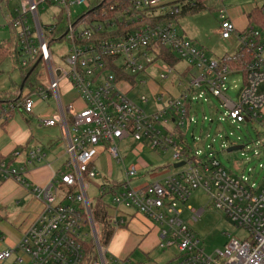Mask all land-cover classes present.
<instances>
[{"label":"built area","instance_id":"built-area-1","mask_svg":"<svg viewBox=\"0 0 264 264\" xmlns=\"http://www.w3.org/2000/svg\"><path fill=\"white\" fill-rule=\"evenodd\" d=\"M14 1V14L5 25L15 36L18 65L22 69H35L37 65L47 69L48 80L35 95L39 101L53 95L59 115L38 121L44 127L57 122L66 127L64 112L71 117L73 135L65 151L70 158L66 167L72 172L61 173L57 181L45 187L31 189L41 210L15 248L0 252V263L18 251L27 260L19 258L17 264H124L106 259L87 191L89 182L99 177L94 166L98 146L111 160L123 164L118 143L132 138L152 151L170 150L175 164L183 165L176 169L172 166V174L150 184L137 183L136 165H122L121 183H104L96 188L99 202L110 196L113 211L133 210L156 224L157 247L172 251L170 264H264V178L249 183L227 173L216 160L200 159L198 152L182 146L184 136L180 133L194 123L196 105L207 102L208 97L219 102L225 110L224 120L231 124L257 122L264 126V32L248 28L236 33L228 15L220 9V37L227 40L235 34L239 44L236 54L209 62L202 49L177 32L179 5L170 6L161 0H119L106 7L94 6L92 0H0V4L8 6ZM75 6H84L85 11L72 17ZM46 8L53 9L48 23L40 19V12L45 13ZM62 41L67 44L61 57L64 67H54L51 48ZM175 62L184 65L182 71ZM193 69L198 72L183 85V76ZM149 70L153 73L147 74ZM237 73L243 75V82L236 93L237 101H233L225 83L228 76ZM141 74L153 75L171 86L176 80L182 90L175 96L154 94L153 101L162 107L146 113L142 108L148 103L145 97L135 103L120 88L127 76ZM61 80L77 90L84 103L81 110L72 104L61 106L57 94ZM33 94L19 90L13 102L0 100V125L16 110L33 115ZM29 158L38 162L42 155L36 150L29 153ZM4 180L29 187L24 170L12 167L0 155V181ZM57 185L77 189L66 191L65 199L70 204L57 202ZM195 189L203 190L209 203L246 230L248 238L232 239L224 251L206 255L198 237L180 218L183 211L179 206ZM186 210L192 222L202 213L189 207ZM115 217L110 221L117 227L123 219Z\"/></svg>","mask_w":264,"mask_h":264},{"label":"rangeland","instance_id":"rangeland-1","mask_svg":"<svg viewBox=\"0 0 264 264\" xmlns=\"http://www.w3.org/2000/svg\"><path fill=\"white\" fill-rule=\"evenodd\" d=\"M178 0H161L163 4L176 3ZM255 0H225L221 8L219 0H206L205 9L189 15H184L175 20V27L179 35L190 41L194 47L202 49L206 60L209 62H218L222 58L231 57L235 52L239 42L235 34L231 35L229 39L224 40L219 35L220 21L219 9H223L224 13L232 17L233 20L239 21L244 17V14L254 6ZM0 45L10 38V31L5 25L11 20L16 7V2L8 6L3 3L0 4ZM47 9V8H46ZM84 6H75L72 8L73 15L76 17L84 12ZM53 9H47L44 13L40 12L41 21L48 23L51 20ZM252 28V27H251ZM255 29V28H252ZM239 33V32H238ZM67 50L66 42L62 41L55 43L52 48L53 65L54 67L62 68L64 64L61 57ZM264 61V49L261 55ZM16 60L12 56H7L0 63V95L8 93L13 86H19L21 74L18 69ZM174 66L180 71L183 70L184 65L180 62H175ZM197 73L196 69L183 76L182 82L185 85L190 81L192 73ZM147 74H152L149 70ZM147 74H141L134 77L133 81L138 84L128 94V99L138 102V98L143 96L148 103L144 106L145 111L155 112L162 107L160 102L155 103L152 98L153 86L159 90L162 87V82L155 76L152 82L148 81L150 77ZM145 82V85H140V82ZM41 85L45 84V80L41 79ZM243 82V75L241 73L228 76L225 87L227 88L228 96L233 101H237L236 93ZM175 95L182 90V86L178 85L175 80L173 85L166 84ZM159 94L163 91H158ZM192 96V94L190 95ZM1 99V97H0ZM55 106L53 98L46 99L41 103H37L34 109L36 116L46 114L49 108ZM225 110L220 106L219 102L208 97L207 102L196 105V113H192L194 123L185 127L180 133L183 134L182 146L189 148L192 152H198L199 158L202 160L212 159L216 160L221 168L227 173L243 177L249 183H258L264 178V126L259 123H230L229 120H224L222 113ZM203 117L205 119H203ZM11 122L22 128H32L35 118L29 114L21 115L17 110L12 117ZM243 147L242 150L227 152L226 150L234 147ZM139 144L134 142L132 138L125 139L118 143V149L122 154L123 164L112 160L109 164L110 157L107 153H103L95 161V169L99 174L95 180L89 182L87 197L89 201L98 198L97 187L104 183L115 182L121 183L123 180L122 174L119 172L122 165H136L139 176L138 179L143 180V183L150 184L158 181L173 173L172 166L175 162L172 159V152L163 153L160 150H151L142 145L141 152H135ZM108 158V159H107ZM143 164L140 166L138 162ZM110 175L112 179L106 181ZM109 175V176H108ZM103 203L113 208L111 197L103 198ZM66 204H70L67 202ZM190 208L193 211L202 210L200 216L194 221H191L192 215L186 210ZM179 209L183 212L181 220L188 225L191 231L200 240V246L206 255L213 256L217 251H224L225 245L232 239L244 240L248 238V232L228 219L225 214L213 207L209 203L207 194L201 189H195L184 205H180ZM122 210V209H121ZM156 225V224H155ZM84 231L89 232L88 228ZM113 241L108 244L106 257L108 260L123 261L127 256H124V249H127L125 237L120 235V232H114ZM87 242H90L88 238ZM172 253V251H171ZM124 256V257H123ZM131 263H143L144 256L135 251L129 256Z\"/></svg>","mask_w":264,"mask_h":264},{"label":"crops","instance_id":"crops-1","mask_svg":"<svg viewBox=\"0 0 264 264\" xmlns=\"http://www.w3.org/2000/svg\"><path fill=\"white\" fill-rule=\"evenodd\" d=\"M263 4L264 0H255L254 6H251V9L248 12H250L253 8L261 7ZM248 12H246L244 17L239 21H235L232 17L228 16L229 20L235 27L236 33L243 32L248 27V21L246 18ZM9 31L11 36L6 42L10 46L8 48L10 51L13 43L12 41L13 38L15 40V36L13 31L10 29ZM31 71L35 74L34 80L36 81V88L35 90L33 89L34 91L32 90L33 83L30 85V88L25 84L27 75L23 79L21 75L20 85L13 86L11 91L2 94L0 100L13 102L16 98V93L19 90H27L28 92H32V94L34 93L32 98L34 99L35 106L37 103L43 102L38 100L35 95V91L41 85V79L45 81L48 80L47 69L37 65L35 69L31 67ZM152 78L153 75H151L150 79H148L150 83L153 81ZM162 83V87H160L159 90H157V87L153 86V91L151 93L152 96L154 94H159L158 91L160 90L170 96H173L175 93H173L166 85L170 84L167 82ZM145 84L146 83L143 81L140 82V85ZM134 87H138V84L134 81L131 82L127 80V78H125L124 82L120 84V88L126 92V94H128ZM57 94L59 102L63 108H65L68 104H72L76 110H81L84 107V103L79 97L77 90L74 89L67 80H61ZM49 98H53L55 106L51 109L49 108L48 112L42 116H36L33 112L32 116L35 118L36 122H34L32 128H22L13 124L11 120L13 119L12 117L15 112L11 114L10 119L6 123L0 125V155L3 156L8 164L12 165V167L24 170L27 174V183L29 185V187L24 188L13 180L0 181V252L15 248L20 241L23 232L34 222L41 210V203L35 198L31 189L34 187H45L51 183L52 180L57 181L61 173L67 171L72 172V169L68 170L66 167L70 158L65 151L69 138L73 135L71 117L64 112L66 127H63L59 122L52 127H44L38 121L41 117L55 118V116L59 115L56 98L53 95H48L47 99ZM133 102L137 103L136 101ZM142 108L144 109V106H142ZM146 113L151 112L146 111ZM20 114L23 115V113ZM142 149V146L140 147L139 144V147L135 149V152H141ZM36 150H39L42 155L41 160L38 162L30 160L29 158V153ZM96 151L98 154L94 160V164L95 161L102 156L103 153H105L101 146H98ZM15 153L17 156H13ZM138 163L140 166L143 164L140 161ZM109 164H112V160H109ZM122 170L123 166H121L119 171L121 174ZM111 177V175L107 177L105 182L112 179ZM112 182H115V180L113 179ZM143 182V180L138 179L137 183L143 184ZM57 187V202L64 204L67 203L65 199L66 191L77 192L76 188L66 189L63 185H57ZM88 202L92 205V212H95L97 206L101 204L102 208L105 210L104 214H106L109 220L115 216L116 219H123V223L121 225L114 227L108 244L113 241L114 232H120V235L125 237L127 249H124V256L126 254L127 256L123 259V261L108 260L105 256L108 261L113 263L123 262L124 264H133L128 258L135 251H138L144 256V264H170L173 253H171V251H163L157 247L159 233L157 225L133 210H119L115 212L112 209H109L108 206L105 207V204L99 202L98 199H94L92 201L88 200ZM94 221L100 228L98 221ZM108 244L105 247L106 253ZM19 258H22L25 261L27 260L20 252L15 251L8 260L0 264H17L16 260ZM134 264L143 263L139 262Z\"/></svg>","mask_w":264,"mask_h":264},{"label":"trees","instance_id":"trees-1","mask_svg":"<svg viewBox=\"0 0 264 264\" xmlns=\"http://www.w3.org/2000/svg\"><path fill=\"white\" fill-rule=\"evenodd\" d=\"M3 1V0H2ZM119 0H92V5L94 6H99V4L101 5V7H106L107 5L110 4H114L115 2H117ZM205 2L206 0H178L176 1V3H169L168 5L172 6V5H179L180 6V12L179 15L176 17V19L183 17L184 15H189V14H193V13H198L202 10L205 9ZM221 8L223 6V1L219 0ZM220 10V9H219ZM218 10V11H219ZM153 12H155V10H153ZM247 21H248V27L244 30L246 31L248 28H255L260 30L261 32H264V4L261 7H256L253 8L250 12L247 13L246 15ZM175 19V20H176ZM12 46L10 48L9 51V44L8 43H3L0 46V63L7 57V56H12L14 60H16L15 64L17 63L18 69L22 75V79L26 77V75L28 73L29 76L27 77L25 84L26 86H29L33 83L32 85V90L36 88V81L34 80L35 78V74L33 71H31V68H25L22 69L19 67L18 65V53H17V49H16V42L13 38L12 41ZM237 49H235V54H236ZM169 60L171 61V58L169 57ZM175 61V60H174ZM173 63V61H171ZM126 77V76H125ZM124 77V78H125ZM127 80L129 81H133V77H126ZM33 90V91H34ZM0 97H2V95H0ZM105 210L102 208L101 204H99L97 206V209H95V212H92V216L93 219L98 221V223L100 224V233H99V237H100V243L102 245V247H106V245L108 244V241L110 240L113 230H114V226L111 224V221L107 218Z\"/></svg>","mask_w":264,"mask_h":264},{"label":"water","instance_id":"water-1","mask_svg":"<svg viewBox=\"0 0 264 264\" xmlns=\"http://www.w3.org/2000/svg\"><path fill=\"white\" fill-rule=\"evenodd\" d=\"M29 74H27V77H28ZM242 149H243V147L234 146V147H231V148L227 149L226 151L227 152H233V151H239V150H242ZM182 165H183V163L174 164L173 168H178V167H180Z\"/></svg>","mask_w":264,"mask_h":264}]
</instances>
